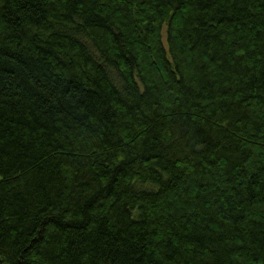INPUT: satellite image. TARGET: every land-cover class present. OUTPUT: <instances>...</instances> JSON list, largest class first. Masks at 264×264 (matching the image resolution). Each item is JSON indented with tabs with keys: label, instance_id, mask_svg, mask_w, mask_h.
<instances>
[{
	"label": "trees",
	"instance_id": "obj_1",
	"mask_svg": "<svg viewBox=\"0 0 264 264\" xmlns=\"http://www.w3.org/2000/svg\"><path fill=\"white\" fill-rule=\"evenodd\" d=\"M0 264H264V0H0Z\"/></svg>",
	"mask_w": 264,
	"mask_h": 264
}]
</instances>
